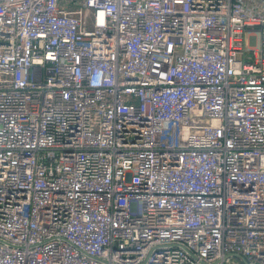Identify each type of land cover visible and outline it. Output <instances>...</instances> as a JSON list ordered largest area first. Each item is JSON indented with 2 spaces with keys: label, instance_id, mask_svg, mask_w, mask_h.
<instances>
[{
  "label": "built area",
  "instance_id": "2783aa9c",
  "mask_svg": "<svg viewBox=\"0 0 264 264\" xmlns=\"http://www.w3.org/2000/svg\"><path fill=\"white\" fill-rule=\"evenodd\" d=\"M264 264V0H0V264Z\"/></svg>",
  "mask_w": 264,
  "mask_h": 264
},
{
  "label": "water",
  "instance_id": "95a60500",
  "mask_svg": "<svg viewBox=\"0 0 264 264\" xmlns=\"http://www.w3.org/2000/svg\"><path fill=\"white\" fill-rule=\"evenodd\" d=\"M243 262H245L246 263V261L245 260H243ZM247 264V263H246Z\"/></svg>",
  "mask_w": 264,
  "mask_h": 264
}]
</instances>
